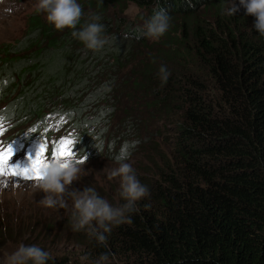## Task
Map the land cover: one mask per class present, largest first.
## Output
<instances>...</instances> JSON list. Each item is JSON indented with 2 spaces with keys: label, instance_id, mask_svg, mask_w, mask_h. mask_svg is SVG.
Wrapping results in <instances>:
<instances>
[{
  "label": "trees",
  "instance_id": "16d2710c",
  "mask_svg": "<svg viewBox=\"0 0 264 264\" xmlns=\"http://www.w3.org/2000/svg\"><path fill=\"white\" fill-rule=\"evenodd\" d=\"M79 2L102 17L114 47L85 50L32 13L21 38L0 45V124L18 144L51 153L74 134L88 159L125 153L150 197L107 247L71 231L70 213L53 217L34 244L54 245L44 249L55 264H82L85 254L91 264L103 252L108 264H264V38L254 17L243 8L223 15L224 0ZM129 4L143 12L135 21L123 15ZM158 8L172 23L151 41L140 32ZM38 226L0 220V255Z\"/></svg>",
  "mask_w": 264,
  "mask_h": 264
},
{
  "label": "clouds",
  "instance_id": "9594fccd",
  "mask_svg": "<svg viewBox=\"0 0 264 264\" xmlns=\"http://www.w3.org/2000/svg\"><path fill=\"white\" fill-rule=\"evenodd\" d=\"M245 10L246 15L254 17L252 28L264 38V0H224L222 14L227 17ZM34 11L43 13L46 21L55 30H70L71 37L85 50L99 52L106 47H114L115 35L108 34L106 25L98 14L86 15L79 0H35ZM83 21V22H82ZM172 17L164 8H158L143 24L140 36L151 41L160 40L169 30ZM79 25V27H77ZM126 38V35L124 36ZM161 84L167 83L170 71L161 64L157 71ZM81 137L74 134L70 140V155H60L65 140L53 148L52 154L41 168L42 178L32 186L36 192L44 195L37 202L53 210L68 209L71 202L69 226L73 232H84L97 245L107 247L112 230L122 224H131V217L139 211V202L150 197L147 185L141 183L136 169L129 162V156L121 153L113 158L115 167L106 171L107 179L118 178V203H111L92 187L66 191L74 180L85 174L83 165L88 153L74 150ZM98 150V149H97ZM99 151V150H98ZM151 205L143 204L147 210ZM110 254L101 253L91 264H108ZM82 264L89 260L87 254L80 257ZM0 264H55L54 257L38 244L20 243L4 255Z\"/></svg>",
  "mask_w": 264,
  "mask_h": 264
},
{
  "label": "rangeland",
  "instance_id": "374dc122",
  "mask_svg": "<svg viewBox=\"0 0 264 264\" xmlns=\"http://www.w3.org/2000/svg\"><path fill=\"white\" fill-rule=\"evenodd\" d=\"M34 3L35 0H0V45L13 44L21 38L26 29L28 17L35 12ZM40 14L45 16L43 13ZM123 15L127 21H135L139 15H143V12L134 4H129ZM59 128V124L56 123L50 122L47 125L50 132H55V136H53L55 139L64 138V135L58 131ZM15 136V132L11 134L8 127L0 124V151H4L9 147L13 149L9 164L5 167L16 164L28 166L30 164L28 156L34 157L38 147L44 143L30 142L29 145H21L13 139ZM65 141H68V139H65ZM51 154L46 150L43 159L46 161ZM145 155L146 153L139 155V160L147 166L143 159ZM82 167L85 174L67 186L66 191H82L85 187L92 186L100 195L106 192L109 200L116 203L119 180L118 178L109 180L106 177L107 169L115 167V164L106 158H90ZM36 181V179H24L23 177H12L10 175L0 176V220L4 218H24L28 221L39 222L38 228H41V230H32L31 235L27 237V244L39 243L44 227L50 224L52 218L59 219L64 214L70 213L71 209V202H69L68 209L60 210L45 208L38 204L37 202L44 193L39 191L34 193L35 190L32 186ZM53 246L50 245L44 248ZM4 248H7V246ZM56 248L62 252L60 247ZM13 250L12 247L4 250L0 255V261L3 260L5 254Z\"/></svg>",
  "mask_w": 264,
  "mask_h": 264
},
{
  "label": "snow or ice",
  "instance_id": "6c2138e0",
  "mask_svg": "<svg viewBox=\"0 0 264 264\" xmlns=\"http://www.w3.org/2000/svg\"><path fill=\"white\" fill-rule=\"evenodd\" d=\"M71 141H65L63 150L60 155H70L69 147ZM46 152V145H40L36 151L34 157L28 156L30 164L28 166H21L20 164L11 165L9 160L12 157L13 149L9 147L4 151H0V176L10 175L12 177H23L24 179H40L42 178L41 168L43 167L45 160L43 159L44 153Z\"/></svg>",
  "mask_w": 264,
  "mask_h": 264
}]
</instances>
